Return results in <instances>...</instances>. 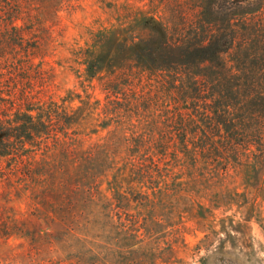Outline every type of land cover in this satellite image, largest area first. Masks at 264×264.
<instances>
[{
	"label": "rangeland",
	"instance_id": "374dc122",
	"mask_svg": "<svg viewBox=\"0 0 264 264\" xmlns=\"http://www.w3.org/2000/svg\"><path fill=\"white\" fill-rule=\"evenodd\" d=\"M8 1L0 22L21 9L16 24L40 46L37 98L75 114L77 147L108 151L92 162L91 201L82 189L84 209L61 229L36 219L31 192L39 186L25 188L20 173L12 185L0 179V264H264V100L249 94L264 90V0L242 17L246 29L239 24L222 57L232 69L216 87L242 94L228 93L230 130L217 123L214 101L202 114L192 81L181 91L170 76L138 67L89 78L82 64L98 31L129 25L138 11L189 33L200 18L195 0ZM197 71L200 88L218 81L209 67Z\"/></svg>",
	"mask_w": 264,
	"mask_h": 264
},
{
	"label": "trees",
	"instance_id": "16d2710c",
	"mask_svg": "<svg viewBox=\"0 0 264 264\" xmlns=\"http://www.w3.org/2000/svg\"><path fill=\"white\" fill-rule=\"evenodd\" d=\"M4 1L7 7L0 5V13L11 11L9 1ZM195 1L200 18L189 33L175 35L162 20L138 11L129 25L98 31L93 43L82 51V64L89 78L104 70L138 67L142 71L170 76L172 84L180 86L181 91L192 81L194 92L204 102L202 114L211 111L207 101H214L213 113L217 119L223 117L217 123L228 125L226 129L230 130L229 124L234 126L235 119L229 117L228 93L242 94L235 87H216L221 75L232 69L222 57L233 47L239 24L246 29L242 17L259 11L262 0ZM12 12L10 22H0V179L5 178L12 185L10 175L20 173L27 178L23 183L25 188L39 186L31 192L37 205L36 219L49 220L53 227L65 226L71 219L75 222L84 209L79 204L82 189L85 199L91 201L92 190L97 186L96 167L92 162L108 149L104 152L101 143H94L87 149L77 147L71 130L75 114H69L63 102L37 98L41 84L36 79L41 72L40 66L32 60L40 53V46L32 36H27L30 30H23L15 22L23 18L24 11L14 7ZM124 62L129 65L125 67ZM205 67L219 77L216 82H204V87L200 88L195 74H199L198 68ZM249 94L264 100V90ZM248 102L237 104L247 107ZM261 136L264 137V132ZM39 151H43L44 156L38 160L35 153ZM141 156L143 160H154L151 154ZM85 182L89 184L87 191ZM16 222L17 219L15 225Z\"/></svg>",
	"mask_w": 264,
	"mask_h": 264
}]
</instances>
